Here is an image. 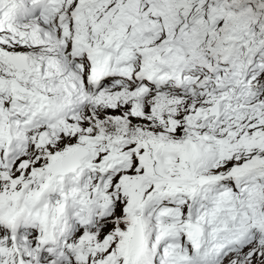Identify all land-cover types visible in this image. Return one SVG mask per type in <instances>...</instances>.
Instances as JSON below:
<instances>
[{"label": "snow or ice", "instance_id": "snow-or-ice-1", "mask_svg": "<svg viewBox=\"0 0 264 264\" xmlns=\"http://www.w3.org/2000/svg\"><path fill=\"white\" fill-rule=\"evenodd\" d=\"M0 264H264V0H0Z\"/></svg>", "mask_w": 264, "mask_h": 264}]
</instances>
